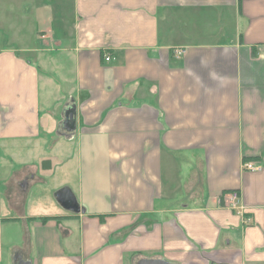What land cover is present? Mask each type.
Segmentation results:
<instances>
[{
    "label": "crops",
    "instance_id": "1",
    "mask_svg": "<svg viewBox=\"0 0 264 264\" xmlns=\"http://www.w3.org/2000/svg\"><path fill=\"white\" fill-rule=\"evenodd\" d=\"M2 6L0 264H264V0Z\"/></svg>",
    "mask_w": 264,
    "mask_h": 264
},
{
    "label": "water",
    "instance_id": "2",
    "mask_svg": "<svg viewBox=\"0 0 264 264\" xmlns=\"http://www.w3.org/2000/svg\"><path fill=\"white\" fill-rule=\"evenodd\" d=\"M67 118V124L73 123V126L75 124V117L74 112H68L66 115ZM56 199L58 203L66 210L72 212V213H79L80 212V205L78 203V200L71 189L69 188H63L56 194ZM18 264H31L30 262L24 261L23 259L19 260ZM138 264H171L167 261L160 260V259H154V260H141Z\"/></svg>",
    "mask_w": 264,
    "mask_h": 264
},
{
    "label": "built area",
    "instance_id": "3",
    "mask_svg": "<svg viewBox=\"0 0 264 264\" xmlns=\"http://www.w3.org/2000/svg\"><path fill=\"white\" fill-rule=\"evenodd\" d=\"M184 53H185V50H183V49L174 50V55L177 57L182 56ZM111 60H112L111 55H107L105 57L106 62H110ZM242 168H243V170L249 171V172H260L263 170V167L261 165H257L254 162H250V161L244 162L242 165ZM227 197H229L228 206L232 210L237 211L238 213H240L242 215L244 207L242 205L240 192L237 190L231 191L230 193L227 194ZM246 222H249V221H246Z\"/></svg>",
    "mask_w": 264,
    "mask_h": 264
},
{
    "label": "rangeland",
    "instance_id": "4",
    "mask_svg": "<svg viewBox=\"0 0 264 264\" xmlns=\"http://www.w3.org/2000/svg\"><path fill=\"white\" fill-rule=\"evenodd\" d=\"M1 1L3 4L2 8L5 9L4 4L8 0H1ZM0 13H3V12L0 11ZM33 29L34 27H32V25L30 26V24L26 25L25 27H22L21 29H16L10 32L9 31L6 32L3 29H0V47H4L6 44H8L9 41L18 44L19 46L22 43H25L27 41H33V35H34ZM27 58H30V57H27Z\"/></svg>",
    "mask_w": 264,
    "mask_h": 264
},
{
    "label": "trees",
    "instance_id": "5",
    "mask_svg": "<svg viewBox=\"0 0 264 264\" xmlns=\"http://www.w3.org/2000/svg\"><path fill=\"white\" fill-rule=\"evenodd\" d=\"M249 159L248 158H245V160L244 161H248Z\"/></svg>",
    "mask_w": 264,
    "mask_h": 264
}]
</instances>
